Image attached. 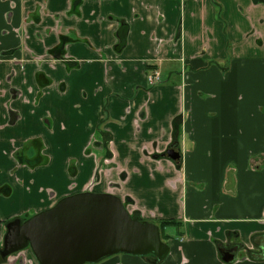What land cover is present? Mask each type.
<instances>
[{
    "label": "crops",
    "instance_id": "obj_1",
    "mask_svg": "<svg viewBox=\"0 0 264 264\" xmlns=\"http://www.w3.org/2000/svg\"><path fill=\"white\" fill-rule=\"evenodd\" d=\"M245 84L264 101V0H0V244L3 222L100 180L92 192L116 182L144 220L180 223L159 264H228L235 247L231 264H264V109ZM109 142L117 168L99 178Z\"/></svg>",
    "mask_w": 264,
    "mask_h": 264
},
{
    "label": "water",
    "instance_id": "obj_2",
    "mask_svg": "<svg viewBox=\"0 0 264 264\" xmlns=\"http://www.w3.org/2000/svg\"><path fill=\"white\" fill-rule=\"evenodd\" d=\"M165 157L180 161L174 149ZM28 247L39 264H95L117 254L154 255L153 262L159 263L171 250L158 224L134 217L114 194L91 192L65 197L23 224L9 223L2 256ZM236 251L231 249L223 260H235Z\"/></svg>",
    "mask_w": 264,
    "mask_h": 264
},
{
    "label": "flooded vegetation",
    "instance_id": "obj_3",
    "mask_svg": "<svg viewBox=\"0 0 264 264\" xmlns=\"http://www.w3.org/2000/svg\"><path fill=\"white\" fill-rule=\"evenodd\" d=\"M16 31H18V33H20V35L21 36H23L24 35V30H21V29H17ZM122 36H123V34H122ZM122 42H123V38H122ZM149 75V74H148ZM148 78V77H147ZM100 145V144H99ZM102 145V147H100L99 149H101L102 150V152H103V158H102V161H101V163H100V165L98 166V168H97V170H96V175L100 178V173L102 172V170H104L105 169V167L107 166L108 167V169L109 170H115V168H117V166H116V164L114 163V162H112V160L114 159V155H113V152H112V150H111V148H110V142H109V144H104V143H102L101 144ZM106 165V166H105ZM106 167V168H107ZM107 175H108V178L107 177H105L106 179H109L110 178V176H111V171H107ZM113 177V176H112ZM125 177H126V174L124 175V173H122V175H121V178L124 180L125 179ZM102 179H104L103 177H102ZM100 181V180H99ZM98 180H95V183H98L99 182ZM113 181V180H112ZM95 183H93L91 186H90V188L88 189V190H86L85 192H91V193H96V192H92L93 190H91L92 189V187L94 186V184ZM116 186H118V184L116 183V182H112V186H111V189L110 190H108L107 192H103V193H110V194H114L113 193V191H114V189L116 188ZM84 193V192H83ZM77 194H79V193H77ZM75 195V194H74ZM114 195H116V194H114ZM117 196V195H116ZM68 197V196H67ZM119 197V196H118ZM120 198V197H119ZM63 199V198H62ZM61 199V200H62ZM122 199V198H121ZM123 201H124V203H127L128 205H127V208L132 204L131 202L132 201H127L126 199H122ZM60 201V200H59ZM58 201V202H59ZM57 202V203H58ZM56 203V204H57ZM55 204V205H56ZM54 205V206H55ZM54 206H52V207H54ZM52 207H50V208H48V209H51ZM48 209H46V210H48ZM46 210H43V211H46ZM128 210H129V208H128ZM43 211H41V212H43ZM130 211V210H129ZM131 213H134V211H130ZM136 212V211H135ZM137 213V212H136ZM36 214H34V215H28V216H24V217H20V218H15V219H12V220H8V221H6V222H3V225H4V238H3V241H2V244H0V261H2L3 263L2 264H11V262H10V258H13L14 256H16L17 258H16V262H20V261H22V263L23 264H25L27 261V259H28V257H31V258H33L31 261H32V263H36V264H39L38 263V261L36 260V257L34 256V254H33V252H32V250L28 247V248H26V249H24V250H21V251H17V252H14V253H12V254H10V255H8V256H6V257H3L2 256V252L4 251V248H3V246H4V240H5V236H6V234H7V232H8V224L9 223H11V222H13V221H15V220H21V223L23 224L24 222H26L27 220H29V219H31L33 216H35ZM139 217H141L140 215H139ZM142 218V217H141ZM143 219V218H142ZM144 220V219H143ZM146 221H149V220H146ZM150 222H153V221H150ZM153 223H155V222H153ZM170 240V239H169ZM169 240H167V241H165L166 243H168V241ZM164 241V240H163ZM169 244V243H168ZM170 245V244H169ZM170 252H171V250H170ZM227 252H230V250H224L223 251V259H224V257H225V255H226V253ZM170 254V253H169ZM234 254V253H233ZM143 257H149V260L153 263V264H159V263H161V262H159V263H154L153 261H154V259L156 258L154 255H148V256H143ZM167 258V257H166ZM165 258V259H166ZM164 259V260H165ZM163 260V261H164ZM224 261V260H223ZM225 262V261H224ZM235 262V260H233V261H230L228 264H231V263H234ZM226 263V262H225Z\"/></svg>",
    "mask_w": 264,
    "mask_h": 264
},
{
    "label": "rangeland",
    "instance_id": "obj_4",
    "mask_svg": "<svg viewBox=\"0 0 264 264\" xmlns=\"http://www.w3.org/2000/svg\"><path fill=\"white\" fill-rule=\"evenodd\" d=\"M217 65H219V70L223 73V74H226L228 71L230 72V69H231V62H215ZM216 67V66H214ZM174 68H176L178 71L182 68L181 64H177V63H174ZM161 79H162V76H161ZM251 86L252 84H245V86H242L240 88V93L239 95H244L245 98H246V101H245V107L251 109V108H263L264 109V101H257V100H253L251 99L250 103L247 104V101H248V97H249V94H251ZM215 95V92H213V90H210V92H208L204 97L203 99L201 100L203 102V105L205 107V115H204V119L206 120H209L211 118H214L215 115L218 113L219 109H220V105L217 103V102H212V101H208L210 97L214 96ZM234 104H239L241 105V102L240 101H235L234 100ZM126 199L127 201H131L129 198H124ZM133 201V200H132ZM133 204V203H132ZM134 211V210H132ZM134 214H136V212L134 211ZM157 224V222H156ZM168 232H172L171 229L168 230Z\"/></svg>",
    "mask_w": 264,
    "mask_h": 264
},
{
    "label": "trees",
    "instance_id": "obj_5",
    "mask_svg": "<svg viewBox=\"0 0 264 264\" xmlns=\"http://www.w3.org/2000/svg\"><path fill=\"white\" fill-rule=\"evenodd\" d=\"M181 128H182V123H181V120L179 122L176 123V130H175V135H174V145H176V143H178L179 141V137H180V134H181ZM181 163V161L179 162H176V164H179ZM125 205L127 206L128 204L125 203ZM132 215L134 217H139V214L136 213H132ZM143 220V219H142ZM145 221V220H144ZM157 224L160 226L161 228V234H162V239L164 241H167L169 239H171V236H169L167 233H166V229L171 227V226H175V225H179L180 223L176 220H159L157 222Z\"/></svg>",
    "mask_w": 264,
    "mask_h": 264
},
{
    "label": "built area",
    "instance_id": "obj_6",
    "mask_svg": "<svg viewBox=\"0 0 264 264\" xmlns=\"http://www.w3.org/2000/svg\"><path fill=\"white\" fill-rule=\"evenodd\" d=\"M147 79H148V83L151 86L158 84L161 81L160 71L154 70V71L150 72Z\"/></svg>",
    "mask_w": 264,
    "mask_h": 264
}]
</instances>
